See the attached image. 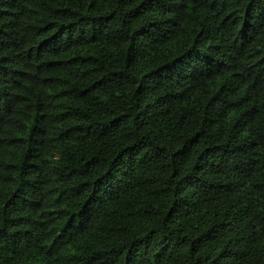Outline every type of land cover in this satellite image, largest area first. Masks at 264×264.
<instances>
[{"label": "trees", "instance_id": "obj_1", "mask_svg": "<svg viewBox=\"0 0 264 264\" xmlns=\"http://www.w3.org/2000/svg\"><path fill=\"white\" fill-rule=\"evenodd\" d=\"M0 264H264V0H0Z\"/></svg>", "mask_w": 264, "mask_h": 264}]
</instances>
